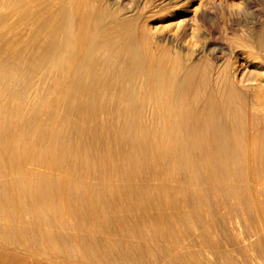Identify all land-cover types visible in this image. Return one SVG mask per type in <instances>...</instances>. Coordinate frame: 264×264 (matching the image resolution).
<instances>
[{"label": "bare ground", "instance_id": "bare-ground-1", "mask_svg": "<svg viewBox=\"0 0 264 264\" xmlns=\"http://www.w3.org/2000/svg\"><path fill=\"white\" fill-rule=\"evenodd\" d=\"M153 4L0 0V264L254 263L264 31L218 57Z\"/></svg>", "mask_w": 264, "mask_h": 264}, {"label": "rangeland", "instance_id": "rangeland-1", "mask_svg": "<svg viewBox=\"0 0 264 264\" xmlns=\"http://www.w3.org/2000/svg\"><path fill=\"white\" fill-rule=\"evenodd\" d=\"M111 1H115L116 5L122 8L124 11L127 9L147 10L148 8L152 7V2L154 4L160 3V0ZM177 1L179 2V4L186 3L184 4L185 7L188 5V12L183 13V15H179L177 19H175V22L177 24L180 23V25L182 26L188 25L191 30L190 33L186 36L185 41H183L185 42V47L188 46L187 49H198L201 43L207 40L216 43L215 51L218 57L225 56L224 58H227L231 55L230 52L232 51V48L236 50L239 49L235 46V44V47H233L231 43L232 38H234L235 36H248L249 34H258L261 31H264V0H187L186 2L184 0ZM195 7L197 10L196 14L202 17H200V20H197V15L192 11L193 9H195ZM225 51L227 52L226 55H224ZM223 59H221V61ZM246 68L251 69L252 66L249 65L246 66ZM241 222L239 221V223L237 224V231L235 232L236 236H238V239L241 238L242 240L247 241V248L249 247L248 255L249 257L251 255L252 258L250 257V259L254 262L253 264H264V243L262 242L261 244V241H258L257 229L255 228L257 227V225H255L253 221L251 222L252 225L249 221ZM253 228H255L254 231ZM248 236L250 237L246 240L245 238ZM253 243L257 244L258 248L255 244L253 245ZM259 245L262 247L259 248ZM239 259L240 258H237L238 261H240ZM239 264L242 263L239 262Z\"/></svg>", "mask_w": 264, "mask_h": 264}]
</instances>
